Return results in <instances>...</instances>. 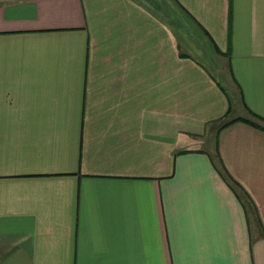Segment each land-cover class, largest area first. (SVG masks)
Segmentation results:
<instances>
[{
	"label": "crops",
	"instance_id": "0c3cea01",
	"mask_svg": "<svg viewBox=\"0 0 264 264\" xmlns=\"http://www.w3.org/2000/svg\"><path fill=\"white\" fill-rule=\"evenodd\" d=\"M163 3L0 0V264H264V0Z\"/></svg>",
	"mask_w": 264,
	"mask_h": 264
},
{
	"label": "rangeland",
	"instance_id": "374dc122",
	"mask_svg": "<svg viewBox=\"0 0 264 264\" xmlns=\"http://www.w3.org/2000/svg\"><path fill=\"white\" fill-rule=\"evenodd\" d=\"M149 2L150 3H152L153 5H155L157 8H159L160 10H162V11H164V12H166L167 10H166V8H165V4L163 3V0H149ZM168 12V11H167ZM170 12V11H169ZM168 12V13H169ZM172 15H173V17L174 18H176V14H175V6H174V10H173V13H172ZM182 22H187V20L186 19H183V20H181ZM176 23H177V25L178 26H180V20H177L176 21Z\"/></svg>",
	"mask_w": 264,
	"mask_h": 264
},
{
	"label": "trees",
	"instance_id": "16d2710c",
	"mask_svg": "<svg viewBox=\"0 0 264 264\" xmlns=\"http://www.w3.org/2000/svg\"><path fill=\"white\" fill-rule=\"evenodd\" d=\"M253 116H255L256 118H258V119H260V120H262L263 122H264V119L262 118V117H260V116H258V115H256V114H253V113H251ZM229 122H226V123H224V124H222L221 126H220V128H222L223 126H225V125H227Z\"/></svg>",
	"mask_w": 264,
	"mask_h": 264
}]
</instances>
